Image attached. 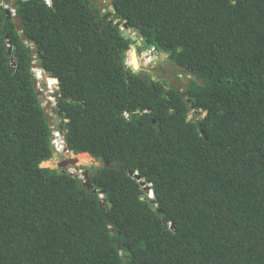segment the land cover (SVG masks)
Instances as JSON below:
<instances>
[{
	"label": "trees",
	"instance_id": "1",
	"mask_svg": "<svg viewBox=\"0 0 264 264\" xmlns=\"http://www.w3.org/2000/svg\"><path fill=\"white\" fill-rule=\"evenodd\" d=\"M3 1L0 264H264V0H112L111 22L89 0H16L25 42ZM116 22L188 89L127 68ZM34 65L58 88L55 129ZM59 132L103 166L41 167Z\"/></svg>",
	"mask_w": 264,
	"mask_h": 264
},
{
	"label": "water",
	"instance_id": "2",
	"mask_svg": "<svg viewBox=\"0 0 264 264\" xmlns=\"http://www.w3.org/2000/svg\"><path fill=\"white\" fill-rule=\"evenodd\" d=\"M11 1H12L11 9L4 8L5 9L6 18L8 20L11 19V18L13 19L14 25H15V27L17 29L16 31L18 33H20L21 41L22 42H25L24 36L21 33L22 28L20 27V21L13 14L15 12V9L17 8V2H16V0H11ZM89 1L92 4H95V5L98 4L99 11L102 9V7H104L105 5H108L109 6L108 7V13L103 17V20H108L109 22H111V21L114 20V18L111 16L114 13V9H113V7L111 5L112 4V0H89ZM115 25L117 27H120L121 28L120 31H121V36L123 38L130 39L132 42L136 43L137 47H140V45H141V35H139V34L137 35L135 30H133L132 33L130 34L129 28H128V24H126V23L120 25V24H118V22H116ZM129 53L131 54V56H130L131 69H132L133 72H136V71L139 70V67L136 66V60L138 58L137 57L136 48L135 47L131 48V51ZM166 58H167V55L166 54H160L159 56L154 57L152 61H148L147 60L145 62V65H147L149 63H152V62H155L158 59L160 61H164V60H166ZM33 68H34V70H36V71L38 70L39 71V65H34ZM165 69L168 70V71L169 70L173 71L174 70V67H171L169 64H167ZM182 70H185V69H182L181 67L180 68L178 67V70H177V73L176 74H178V73L180 74ZM185 71H187V70H185ZM39 72H40V78L42 80L45 81L46 78H49L50 79V74L48 72H41V71H39ZM190 77L192 78L193 76H190ZM168 78L171 79V85L173 87L177 88L178 91H186L188 89V86H189L190 82H191V79L190 80L187 79L184 82V84L182 86H180L179 85L180 84L179 80L176 79L171 72L168 74ZM196 82H197V84L199 86L202 85L201 81L196 80ZM34 86L36 88V84ZM40 94H41V92L40 91L39 92L37 91V96L38 97L40 96ZM53 115H57L56 111H53ZM46 118L48 119L47 116H46ZM48 123H49V126H51V123L50 122H48ZM63 148H64V151L63 152L65 154H68L69 151H68V149L66 148L65 145L63 146ZM52 151H53V157L55 158L58 155V153H57V151H56V149L54 147H52ZM77 164H78V161L76 159H69L67 161H64L61 164H58L57 166L53 165L51 170H62L63 171V169H65L66 167L73 166V165H77ZM105 165L107 166V163H105ZM129 176L130 177H134V179H136L137 181H140V178L137 176V174L136 175H133L132 173H129ZM85 177L87 178V176H85ZM140 183H141V186L144 189V192L148 196L153 197V193H152V190H151V186H146L144 182H140ZM83 186L88 191H91L92 194H97V191L93 190L92 187H91V185H89L88 182L84 183ZM99 197L101 199L103 198V193L102 192L99 194ZM151 200H153V199L151 198ZM105 206H106V201L105 200H102V202L99 204V207L101 209H105V208H103ZM157 212H158V214H161V211L160 210H158ZM171 229H173V226L172 225H171Z\"/></svg>",
	"mask_w": 264,
	"mask_h": 264
},
{
	"label": "rangeland",
	"instance_id": "3",
	"mask_svg": "<svg viewBox=\"0 0 264 264\" xmlns=\"http://www.w3.org/2000/svg\"><path fill=\"white\" fill-rule=\"evenodd\" d=\"M4 8H9L11 9V5H12V1L11 0H4L1 4ZM108 5H105L104 7H102V9L100 10V13L101 14H105L106 12V7ZM107 14V13H106ZM130 34L132 33L131 30H129ZM143 50V48H141ZM130 53L128 52L126 54V60H125V66L127 68H131V64H130V56L131 54L129 55ZM140 57V58H139ZM145 54H144V50L140 52V55L138 56V59H139V70L136 71L135 73L139 74V75H142V76H149L152 80L154 81H159V82H162L164 83L160 77H158L155 73V70H154V67H147L144 63V60L143 58H145ZM160 65V64H159ZM158 72H160L159 70H157ZM179 74V73H178ZM190 80L191 77L189 76V73H186L185 75L182 76V80ZM36 80H37V84H36V90L39 92H41L40 96H39V99H40V102H41V106L42 108L44 109V113L46 114V116L48 117V120L50 121L51 123V127L52 129H55L57 124H58V120H57V115H53V111H55V107H56V100L54 98L55 94H57V91H58V88H57V85H55L52 89L49 88V86L47 85V83H45V81H43L41 78L38 79L37 78V75H36ZM166 86L167 84L164 83ZM194 116V114L191 112L188 116V120H190L192 117ZM204 117V114H201L200 115V118ZM54 137H55V133L53 134ZM63 138V135L62 133H58V137L55 141H53V144H54V147L56 148V151L58 153V155L52 160L48 161V165L46 167H43V168H49V169H52V166L55 165L57 166L58 164H61L63 163L64 161H67L69 159H76L75 156L72 155H67L65 154L62 149L60 151V147L64 146V142L61 140ZM91 158V157H90ZM78 161V164L77 165H73V166H68L66 167L65 169H63L64 172L66 173H69V174H74V175H77L79 178H81L82 174L80 171V169L82 168H95V169H99L101 168L103 165L100 163V162H97L95 160H93L91 158V160L89 161H86V162H83V163H80L79 160ZM43 164V163H42ZM62 171V170H61Z\"/></svg>",
	"mask_w": 264,
	"mask_h": 264
},
{
	"label": "flooded vegetation",
	"instance_id": "4",
	"mask_svg": "<svg viewBox=\"0 0 264 264\" xmlns=\"http://www.w3.org/2000/svg\"><path fill=\"white\" fill-rule=\"evenodd\" d=\"M98 6V4H97ZM136 34L138 35V33L136 32ZM140 35V34H139ZM135 48H136V51H137V55L139 56L140 53H138V49L143 51L144 50V54H145V58H143L144 60V63L148 60V61H152L154 57H157L159 56L160 54L157 53L156 51L153 52L152 54H149V51L150 49L147 48V43L144 44L143 43V40L141 39V45L140 47H137L136 43H135ZM143 48V50L141 49ZM160 64V65H159ZM169 64L171 67H174V70L171 71V70H166V65ZM147 67H154V70H155V73L158 77H160L162 80H165L167 81L170 85H171V79L168 78V74L171 72L175 78H177L180 82V86H182L184 84V82L187 80H182V76L186 74L185 71H181L180 74H176L177 73V70H178V65L176 64H171L170 61L168 60V56L166 58V60L164 61H160L159 59L156 60L155 62H152V63H149L146 65ZM180 68V67H179ZM157 70H159L160 72H158ZM189 76H192L191 74H189ZM193 79V77L191 78V80ZM177 89V88H176ZM180 93H183L184 91H179Z\"/></svg>",
	"mask_w": 264,
	"mask_h": 264
},
{
	"label": "bare ground",
	"instance_id": "5",
	"mask_svg": "<svg viewBox=\"0 0 264 264\" xmlns=\"http://www.w3.org/2000/svg\"><path fill=\"white\" fill-rule=\"evenodd\" d=\"M140 58V57H139ZM139 59L137 58V60H136V66L137 67H139L140 65H139ZM36 73V75H37V78L38 79H40V72L39 71H36L35 72ZM47 79H49V78H46V80ZM51 79V78H50ZM46 83V82H45ZM60 151H61V149H62V151H64V148L61 146L60 148ZM67 155H72L70 152L67 154ZM73 156H75V158H77V160H79L80 161V163H83V162H86V161H89V160H91V158H90V156L89 155H87V154H80V155H73ZM48 165V162H44L42 165H41V167H46Z\"/></svg>",
	"mask_w": 264,
	"mask_h": 264
},
{
	"label": "built area",
	"instance_id": "6",
	"mask_svg": "<svg viewBox=\"0 0 264 264\" xmlns=\"http://www.w3.org/2000/svg\"><path fill=\"white\" fill-rule=\"evenodd\" d=\"M45 1H46V4L50 6V1L49 0H45ZM153 52H154V49H150L149 54H152ZM123 116L125 119H128L129 117L127 113H125ZM57 137H58V133H55V140L57 139Z\"/></svg>",
	"mask_w": 264,
	"mask_h": 264
},
{
	"label": "clouds",
	"instance_id": "7",
	"mask_svg": "<svg viewBox=\"0 0 264 264\" xmlns=\"http://www.w3.org/2000/svg\"><path fill=\"white\" fill-rule=\"evenodd\" d=\"M46 2V1H45ZM14 14V13H13ZM151 49H154V48H151ZM154 52H155V49H154ZM137 57H138V55H137ZM35 72H36V70H34ZM38 71V70H37ZM177 79V78H176ZM62 140V139H61ZM55 141V140H54ZM52 144H53V142H52ZM53 147H54V144H53ZM55 148V147H54ZM56 149V148H55ZM81 174H82V172H81ZM82 176V175H81ZM80 179H83V176L80 178ZM84 182V181H83ZM148 198L151 200V198L153 199V197H151V196H148Z\"/></svg>",
	"mask_w": 264,
	"mask_h": 264
}]
</instances>
